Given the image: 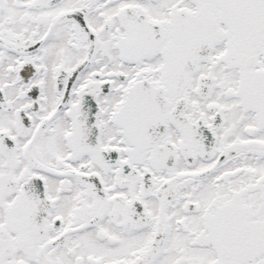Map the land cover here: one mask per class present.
<instances>
[{
  "label": "snow or ice",
  "instance_id": "obj_1",
  "mask_svg": "<svg viewBox=\"0 0 264 264\" xmlns=\"http://www.w3.org/2000/svg\"><path fill=\"white\" fill-rule=\"evenodd\" d=\"M0 264H264V0H0Z\"/></svg>",
  "mask_w": 264,
  "mask_h": 264
}]
</instances>
